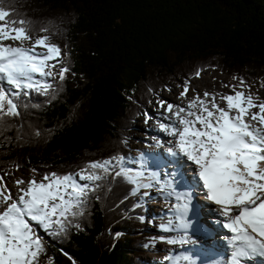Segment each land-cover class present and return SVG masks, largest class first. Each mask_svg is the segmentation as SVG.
Returning a JSON list of instances; mask_svg holds the SVG:
<instances>
[{"label":"trees","instance_id":"trees-1","mask_svg":"<svg viewBox=\"0 0 264 264\" xmlns=\"http://www.w3.org/2000/svg\"><path fill=\"white\" fill-rule=\"evenodd\" d=\"M0 9L9 27L57 47L66 69L46 90L14 91L13 109L0 106V173L96 176L40 240L36 262L147 264V212L116 160L131 155L138 114L174 79L212 69L263 87L264 102V0H0Z\"/></svg>","mask_w":264,"mask_h":264},{"label":"rangeland","instance_id":"rangeland-1","mask_svg":"<svg viewBox=\"0 0 264 264\" xmlns=\"http://www.w3.org/2000/svg\"><path fill=\"white\" fill-rule=\"evenodd\" d=\"M1 31H4V30L2 29ZM2 37L4 40L15 41L14 35H10L8 37H4V36ZM18 38L24 43H27V44L33 43V41L26 40L22 36ZM10 45L11 44H9V46ZM51 58H53V56ZM58 61L59 59H57L53 64L51 63L46 64L45 71H47L48 76L59 74L60 67L57 64ZM34 67H36V65ZM175 81L176 79H174L172 82L167 83L164 86V90L162 88L158 90V93L157 95H155L153 103L151 105L154 107L150 106L148 108V116H146V113H144L147 106H144L145 107L144 111L138 114V118H137L138 129L136 132L137 134L136 133L134 134L135 138H137V142L134 145L135 147H134L133 155H135V153L136 155L140 154V152L144 150V146L150 144L151 141L154 140V137L151 136V134H149V131L150 130L153 131V128L161 127V123H162L164 127V131H167L169 129L173 130L174 128L172 127L173 123L170 125L168 121L166 120H164L165 123H163L161 122V118L170 119L172 112L174 110L182 111L184 110V108H186V106L193 107L194 109L206 108V110L208 109L210 110L209 112H214V110L216 109L217 112L219 111L218 115L219 114L222 115V113H224V110L222 109V106H221L222 104L221 98H223V95L225 93L234 95L233 93H231V91L232 92L236 91L241 94L243 102H244V106L247 107L249 115L261 114L264 116V106H262L261 103L259 102V98L261 97L263 93V87L261 86L249 85L250 88H246L240 85L239 83H237L234 78L228 77L227 75L222 74L219 71H215L212 69L204 70L201 74H198L196 77L192 78L188 82L189 84L188 89L187 88L183 89L184 85L181 81H180V84H179V81H176V82ZM1 83H4V80H0V84ZM185 91L186 93L183 94ZM237 96L240 99L239 95ZM0 100H1V95H0ZM174 117H175V120L177 121L178 119L177 113H174ZM250 118L252 119V117ZM181 120L182 119H180V121ZM180 121L178 119L176 123ZM253 122L255 123V120H253ZM263 122L264 121H261L260 119L258 120V123H255V124L258 127H262L261 124ZM154 133L158 134L159 132L156 131ZM261 133L264 134L263 132ZM156 143L159 144L158 141ZM161 151L164 152V149H162ZM73 182L76 183V187H77L76 189H73L72 187H70ZM43 183L44 182L41 179V177L38 175H35L32 172L17 171L13 175L1 176L0 177V189H1L0 191V211L2 208H4L5 204L10 201L9 200L10 196H11L10 199L17 198V197L23 198L25 197L26 188L32 187L35 184H43ZM67 184H68L67 186L61 187L58 185V182L49 183V185H51L52 187L55 186L57 189L56 195L59 197L60 202L54 201L53 206H56L57 204H59L60 211H63L64 208L69 207L77 200L80 190L85 185H87V181H84L81 179H75V180L67 182ZM140 184L141 182L138 183V185ZM49 190H51V188ZM64 191L66 192L63 194ZM36 192H39V191H36ZM50 194H51V198L55 199V192L51 191ZM153 206H159V202L153 203ZM29 214L28 216H30ZM51 219L52 217L47 215V219L41 225L40 223H37L34 225V223L32 224L27 221V226H29L31 229L33 245H32V248L28 246V249L26 250L28 254V258L25 259L26 262L29 259H31L32 255L34 257L35 247L37 246L36 238L39 236L45 235L44 234L45 232H43V227H47L45 224H48L51 221ZM157 223L158 222H156V224ZM162 229H163L162 227H159L154 224L152 231H151L152 237L154 238L150 239L151 243L149 244V245L154 246V250H148L145 253V255H143L145 260L149 261L151 264H155V263L161 264L159 262L165 260L166 257H165L164 251L167 250L166 249L167 245H168V251H171V249L169 248L170 245L166 241L168 237L165 236L163 233H161ZM14 239L16 238L13 237V240ZM171 248H173V246H171ZM44 262H45V258H42L41 262H38V264H44ZM165 264H172V262L169 261L168 263H165Z\"/></svg>","mask_w":264,"mask_h":264},{"label":"bare ground","instance_id":"bare-ground-1","mask_svg":"<svg viewBox=\"0 0 264 264\" xmlns=\"http://www.w3.org/2000/svg\"><path fill=\"white\" fill-rule=\"evenodd\" d=\"M2 29L0 28V32H3V31H1ZM30 60L32 62H35V63H40L39 60L38 61H34V59H30ZM31 66H35V65L26 64L25 62H23L20 67L24 68L26 71H28V68L31 67ZM238 99L239 98H238L237 95H231L228 98L229 101H233V102H236ZM196 110L197 109H194L193 107L186 106V108H184V110H182V111L174 110L172 112V115H171L170 119H166V118L165 119L168 120V123L171 125L172 123H176L175 119H174V113H177L179 121H180V119H183L187 123H189L190 121H194L196 115L197 116H203V119L206 118L205 121L213 120L214 118L218 120V118L224 117L226 115L225 113H222V115L219 114L220 115V117H219V115H218L219 111L218 112H215V111L214 112H209L210 110L208 109V110H206V111H204L202 113H198ZM204 115H205V117H204ZM172 127H175V126L172 125ZM185 127H186V125L180 127L178 133L182 129H184ZM210 128H211L210 130L213 131L212 134L215 135L216 134L215 129L213 127H210ZM199 129L201 130L200 133H202V130L204 129V127H200L199 126ZM207 130H208V132H210L209 128H207ZM163 133L166 134L165 139L170 144H174L175 143V139H176V137L178 135H175L173 130L169 129L167 131H163ZM256 133L260 134L261 137H262V138L259 137L255 141V143H254V145L252 147L253 149H255L258 152H255V153H253V152L242 153L241 155H239V160L243 164V167H242L243 170L244 169L249 170V169H251V168L256 166V168L258 170H261L264 173V134H262L261 132L259 133L257 129H256ZM181 156H182V158H181ZM179 157L181 158L182 162H184L186 164L188 163V162H186V158H185V155H184L183 151H181V154H180ZM255 159L257 160L256 162H255ZM38 191L39 192L30 191L28 193V195H27V200H25V202L22 205H20V206L16 205L15 207H12L11 209H16L17 211H18V209H23V210L32 209V210H34V209H37V208L40 207V204H39L40 202L46 203L47 200L49 198H51V194H50L51 191H48V189L42 188V189H40ZM47 194H49V196H47ZM41 209H43V208H41ZM211 211H212L213 214H217L218 215V212L216 211V209H212ZM34 215L35 216H33V218H38V216L36 214H34ZM23 225H24V221L20 217L11 216L9 214L5 215V217L0 220V240L6 234V233L3 232L4 228L8 229V233L7 234L13 233L12 234V238L13 237L17 238V237H19V234L21 232V231H19V229Z\"/></svg>","mask_w":264,"mask_h":264},{"label":"clouds","instance_id":"clouds-1","mask_svg":"<svg viewBox=\"0 0 264 264\" xmlns=\"http://www.w3.org/2000/svg\"><path fill=\"white\" fill-rule=\"evenodd\" d=\"M60 66V65H59ZM66 73V72H65Z\"/></svg>","mask_w":264,"mask_h":264}]
</instances>
